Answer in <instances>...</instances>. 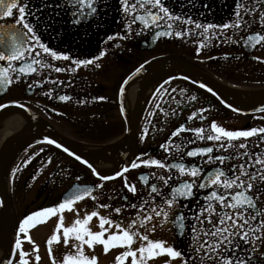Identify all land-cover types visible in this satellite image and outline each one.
I'll return each mask as SVG.
<instances>
[{"label": "snow or ice", "instance_id": "snow-or-ice-1", "mask_svg": "<svg viewBox=\"0 0 264 264\" xmlns=\"http://www.w3.org/2000/svg\"><path fill=\"white\" fill-rule=\"evenodd\" d=\"M117 5L121 28L107 34L102 41L103 45L114 42L111 44L113 48H122L120 41L131 40L145 32L152 35L153 42L161 37L192 39L198 45L195 49L197 54L205 48L213 47L214 41L217 45L232 43L252 48L264 42L261 31L246 36L239 35L241 32H249L257 24L264 28V0H233L230 15L221 21L209 19L214 9H210L207 3L199 4L198 0H180L179 5H176V0H117ZM107 6L108 0H0V20L4 21L0 23V87L21 82L40 69H54L56 73L68 70L75 73L81 66L99 69L101 64L98 61L108 55V47H102L98 55L91 58H78L67 51L50 47L45 37L61 39L64 33L57 29H63L65 23L73 29L94 21V26H102L98 18L106 14ZM197 8L204 10L194 12ZM229 30L231 34L226 35ZM208 59L215 57L210 56ZM55 61L70 62V69L57 66ZM148 63L149 61H145L137 67L124 84L140 73ZM184 79L187 80L188 77ZM42 83L41 80H35L27 87L32 89L34 84L41 86ZM52 83L64 82L53 80ZM170 83V80H164L155 89L156 103L148 116H154L157 110L165 118L177 115V109L184 101L173 95L177 93L176 88L166 87ZM200 87L205 88L207 85L201 83ZM120 91L123 93V87ZM186 91L179 89V95L183 97ZM207 91L213 90L207 87ZM46 95L51 96V92ZM57 98L60 101L71 99L69 95H58ZM196 99L195 95L187 97L188 101ZM173 102L175 108L171 107ZM228 106L232 107L231 104ZM3 107L6 105L0 104V108ZM20 107L24 105L20 104ZM205 111L206 109H200L199 113L191 112L187 121L172 131L170 137L159 146L169 153L170 159L141 153L129 160L122 170L115 171L114 175L100 174L84 159L82 162L101 183L74 185L76 190L66 192L57 205L35 210L18 221L9 250L4 256H0V264H31L33 254L23 248L24 240L34 243L29 230L57 213H61L59 222L47 241L52 264H98L97 256L90 257L85 252L86 248L94 251L97 246H101L105 254L116 248L122 249L114 258V264H126L129 258L130 264H149L150 260L165 255L168 259L163 260L162 264H175L177 260L180 264H264V252L257 255V242L264 246V209L258 206L264 205V151L260 150L261 145H264V127L230 130L215 120L207 127H187V122L198 114L200 121L206 120L207 117L202 114ZM254 111L264 112V105ZM145 119L155 129L152 120L147 117ZM164 122L166 121H161ZM149 132V127L145 126L141 130V140L147 138ZM184 132L192 133L193 138L184 137L180 143L173 144L172 138ZM251 137H259V143H248V138ZM45 139L48 144H57L55 139ZM198 141L213 143L195 146ZM187 145L194 146L185 150ZM57 147L60 145L57 144ZM43 151L41 148L40 152ZM63 151L68 153L69 149L64 147ZM176 153H179L178 157ZM69 154L74 155L76 160H81V156L74 151ZM31 159L30 156L24 161V165ZM141 166L167 170L162 175L155 172L139 175L138 180L147 187L144 196L140 195L143 189L124 175L130 169ZM19 170L20 166H17L13 169V174ZM117 177H122L123 188L140 202H133L129 195L120 193V199L125 203L112 207L104 202L99 203L98 207L111 208L117 216L125 208L138 210L136 215L143 213L142 218L131 219L126 226L123 221L113 219L111 213L106 216L98 210L80 218V210L75 208V204L85 198L98 201L95 189L103 188L102 182ZM150 177L156 182L150 183ZM76 180H80V177L77 176ZM149 204L152 205L150 208ZM65 210L77 213V219L71 226L63 223L62 213ZM94 218L99 221V231H93L90 227ZM154 220L157 223H152ZM167 223L176 228V234L181 239L187 236V247L176 242L169 244L163 239H153L149 235V232L156 233L158 228L163 229ZM61 236L64 246L71 244L75 251L65 254L62 261L57 262L51 246L54 242L61 243ZM137 241H140L139 246L134 247ZM33 252L36 253L35 264H39L41 256L38 254V246L34 245Z\"/></svg>", "mask_w": 264, "mask_h": 264}, {"label": "flooded vegetation", "instance_id": "flooded-vegetation-1", "mask_svg": "<svg viewBox=\"0 0 264 264\" xmlns=\"http://www.w3.org/2000/svg\"><path fill=\"white\" fill-rule=\"evenodd\" d=\"M179 3L180 0H176V5ZM198 3H207L210 9H214V13L208 18L216 21L226 19L233 6V0H198ZM117 7V0H108L106 14L98 18L102 26H94L96 24L94 21L73 29L65 23L63 29H57L64 33L61 39L45 37L50 47L67 51L71 56L78 58H91L98 55L102 47H108V55L98 61L101 64L99 69L93 66L86 68L81 66L75 73L70 70L56 73L54 69H40L21 82L7 86L6 91L0 94V104L6 105L0 108V196H4L11 212L10 224L7 225L0 204V229L4 233L6 231L7 236L5 248L2 250L0 248L1 256H4L13 240V232L18 221L27 214L43 207L57 205L61 202L62 196L74 185L101 183L91 169L82 162L84 159H87L102 175H114L115 171L122 170L129 160L135 159L141 153L170 159L169 153L159 146L170 137L172 131L187 121L191 112L199 113L200 109H206L202 114L207 119L200 121L198 114L187 122V127H207L213 120L230 130L264 127V118H261L264 117V112L254 111L264 105V42L252 48L232 43L217 45L214 41L213 47L205 48L197 54L195 49L198 45L193 43L192 39L161 37L153 42L152 35L145 32L131 40L120 41L122 48H113L111 44L114 42L103 45L102 41L107 34H112L121 28L118 23L120 14ZM203 10L197 8L193 11ZM255 31L264 34V28L257 24L249 32H241L239 35L246 36ZM230 34L231 30L226 33V35ZM210 56L215 59H208ZM254 57L261 59L257 60ZM154 59L168 61L172 65L164 64L143 69L124 84L137 67L145 61ZM54 63L70 69V62L55 61ZM163 68L167 69L170 75L159 80L158 75ZM184 77L188 79L185 80ZM35 80H41L42 85L34 84L32 89H28L27 85ZM53 80L64 83L54 84ZM164 80L171 81L166 87L176 88L177 93L173 95L184 103L177 109V115L174 117L165 118L158 110L154 116H148L153 104L156 103L155 89ZM137 81L139 85L134 92V84ZM201 83L206 84L213 91H207V87L201 88ZM122 87L123 93L120 91ZM182 88L187 90L183 97L179 95V89ZM49 92L51 96L46 95ZM58 95H69L71 99L60 101ZM189 95H195L197 99L188 101ZM93 97L107 99L97 100ZM20 104L24 107H20ZM229 104L232 107H229ZM171 107H176L174 102ZM146 117L152 120L155 129L146 123ZM161 121L166 122L161 123ZM145 126L149 127L150 132L147 138L141 140V130ZM129 130L131 143L125 146L124 141L129 135ZM45 137L55 139L60 147H57V144H48ZM184 137L191 139L193 134L181 133L172 138L173 144L180 143ZM211 143L213 142L198 141L195 146ZM248 143H259V137L248 138ZM63 146L70 151L64 152ZM193 146L187 145L185 150ZM41 148L44 149L43 152H40ZM260 150L264 151V145H261ZM73 151L81 156L80 161L69 154ZM30 156L32 159L25 166L24 161ZM176 156L178 157L179 153H176ZM49 157H51L50 162ZM237 162L232 161V163ZM17 166H20V170L13 174V169ZM151 172L162 175L166 174L167 170L141 166L130 169L124 175L130 182L137 183L138 187L143 189L140 195L144 196L147 187L138 180V177L142 173ZM77 176L80 177L78 181ZM151 182L156 181L150 177ZM102 183L103 188L95 189V194L99 197L98 201L85 198L75 204V208L80 210V218L93 210H98L106 216L111 213L113 219L123 221L125 226L131 219L142 218L143 213L136 215L138 210L125 208L117 216L111 208H99V203L104 202L111 204L112 207L125 203L120 199V193L129 195L133 202H140L123 188L122 177ZM4 184L7 192L3 190ZM108 197L111 199L109 200ZM151 206L149 204L148 207ZM258 206L264 209V205ZM60 215L61 213H57L29 230L34 243L24 240L23 248L33 254L31 264H35L34 245L38 246V254L41 256L39 264H52L47 241L54 233ZM62 215L65 226H71L77 219L75 211L65 210ZM98 223L97 218L90 222L93 231L100 230ZM152 223L157 221L154 220ZM9 227L11 230L7 233ZM176 232V228L171 223H167L163 229L158 228L156 233L149 232V235L153 239H163L169 244L176 242L180 246L187 247V236L181 239ZM62 239L61 236V243L54 242L51 246L57 262L62 261L65 254L75 250L71 248V244L65 247ZM139 243L140 241H137L134 247H138ZM257 246L259 248L257 255H259L260 252H264V246L259 245V242ZM120 250L116 248L105 254L103 250L97 251L95 248L93 251L86 248L85 252L90 257L95 255L107 263H112Z\"/></svg>", "mask_w": 264, "mask_h": 264}, {"label": "water", "instance_id": "water-1", "mask_svg": "<svg viewBox=\"0 0 264 264\" xmlns=\"http://www.w3.org/2000/svg\"><path fill=\"white\" fill-rule=\"evenodd\" d=\"M158 64H166L168 66H171L172 65L168 61L154 59V60L149 61V63L146 64L144 68H148L150 66L158 65ZM6 88H7V86L0 87V94H3V92H5V90H6ZM130 143H131V138H130V130H129V135H128L127 139H125L124 145L125 146H129ZM63 148H64V146H63ZM75 190H76L75 187L72 186L71 188H69V190L67 192H69V191H75ZM0 197H1L0 198L1 201L3 202L2 203L3 213H4L5 217H6L7 225H9L10 224V215H11V212H10V209H8V203H7L6 199L4 198V196H0ZM10 230H11V227L8 228V233L10 232ZM9 247H10V245H9ZM9 247H8V250H9Z\"/></svg>", "mask_w": 264, "mask_h": 264}, {"label": "bare ground", "instance_id": "bare-ground-1", "mask_svg": "<svg viewBox=\"0 0 264 264\" xmlns=\"http://www.w3.org/2000/svg\"><path fill=\"white\" fill-rule=\"evenodd\" d=\"M169 74V71L165 68L161 69L160 70V73H159V80H163L165 79ZM138 85H139V81H137L135 84H134V92H136V89L138 88ZM5 178L7 179V175L5 176ZM3 190L5 192H7V187H6V184L3 185ZM6 233V231H5ZM5 233L2 231V229H0V248L1 250L5 248V245L7 244V236L5 235ZM7 233H8V230H7ZM2 251H0V256H1V253Z\"/></svg>", "mask_w": 264, "mask_h": 264}, {"label": "rangeland", "instance_id": "rangeland-1", "mask_svg": "<svg viewBox=\"0 0 264 264\" xmlns=\"http://www.w3.org/2000/svg\"><path fill=\"white\" fill-rule=\"evenodd\" d=\"M96 250L99 251V250H103V249H102L101 246H97V247H96ZM74 251H75V250H72L71 252H74ZM120 251H122V249H121ZM120 251H118V253H119ZM88 252H89V251H88ZM118 253H117V254H118ZM117 254H116V255H117ZM167 259H168V257L165 255V256H162V257L156 258V259H154V260H150V261H149V264H162V261H163V260H167ZM98 264H114V258H113L112 263H107L105 260H101V258L98 257ZM126 264H130V258H129V261L126 262ZM175 264H180L179 260L175 261Z\"/></svg>", "mask_w": 264, "mask_h": 264}]
</instances>
